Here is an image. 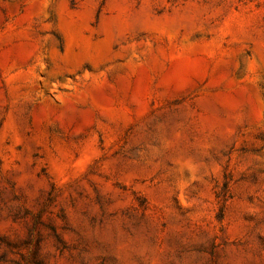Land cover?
<instances>
[{
	"label": "rangeland",
	"instance_id": "374dc122",
	"mask_svg": "<svg viewBox=\"0 0 264 264\" xmlns=\"http://www.w3.org/2000/svg\"><path fill=\"white\" fill-rule=\"evenodd\" d=\"M0 264H264V0H0Z\"/></svg>",
	"mask_w": 264,
	"mask_h": 264
}]
</instances>
